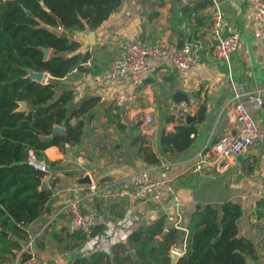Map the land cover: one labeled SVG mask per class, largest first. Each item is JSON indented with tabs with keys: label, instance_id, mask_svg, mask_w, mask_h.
Listing matches in <instances>:
<instances>
[{
	"label": "crops",
	"instance_id": "0c3cea01",
	"mask_svg": "<svg viewBox=\"0 0 264 264\" xmlns=\"http://www.w3.org/2000/svg\"><path fill=\"white\" fill-rule=\"evenodd\" d=\"M188 6L196 10L188 14L184 11ZM218 11L227 20L225 33L236 32L240 38L228 63L213 60L209 53L211 21ZM254 29L255 10L244 0H122L100 26L85 31L62 30L79 42L78 51L89 52V57L80 64L84 70L75 68L57 83L58 91H73L70 110L86 97L99 100L82 117L84 133L79 144L65 145V154L56 146L44 150L42 162L47 161L52 178L43 181L53 195L43 214L26 226L28 235L35 237L33 253L56 264H72L77 250L66 249L60 241L67 231V218L57 211L65 202L66 189L83 186L79 194L81 209L101 217L93 227L99 233L108 222L131 215L136 227L164 216L165 231L175 227L185 235L189 215L198 205L211 204L220 209L226 201L237 203L242 209L239 234L250 238L256 248V259L250 264H264V138L226 169L208 165L195 170L194 166L206 144L237 126L232 107L224 106L232 95L228 73L248 93L242 101L251 118L264 128V43L254 37ZM88 31L94 33L91 41ZM188 39H200L203 46L200 61L188 70L179 72L167 59H157L137 86L127 80L111 82L103 78L125 40L181 45ZM49 78L45 72L42 81ZM129 91L133 92V102L118 105L116 94ZM177 91L188 97L189 105L174 103ZM251 96L260 98L261 104L252 102ZM200 104L205 106V114L203 121L195 124L189 148L175 155L161 152L160 132L174 131L181 116L183 121L188 113L196 116ZM171 117L174 120L167 121ZM139 145H149L159 162H144L138 154ZM52 162L56 164H49ZM139 170H147L156 179L170 180L176 197L164 194L158 202L134 200L131 181ZM85 174L95 183V193L79 183ZM176 244L182 246L181 241Z\"/></svg>",
	"mask_w": 264,
	"mask_h": 264
},
{
	"label": "trees",
	"instance_id": "16d2710c",
	"mask_svg": "<svg viewBox=\"0 0 264 264\" xmlns=\"http://www.w3.org/2000/svg\"><path fill=\"white\" fill-rule=\"evenodd\" d=\"M40 1L0 0V229L8 232V236L0 235V264H12L16 252L29 239L26 226L43 214L51 196V190L41 188L48 173L31 164L29 158L33 155L36 161H42L44 150L50 146L65 154L66 143L79 144L84 133L82 117L99 100L86 97L70 110L73 91H58L57 83L73 69L82 68L81 62L89 57V52H79V42L62 30L96 28L122 2L42 0L43 7ZM195 10L188 6L184 11L190 14ZM41 48L48 49L46 59ZM30 71L46 72L50 78L31 79L27 77ZM20 101L26 102L24 111L18 110ZM204 114L205 106L200 104L195 121L186 123L181 116L174 131L162 130L160 151L175 155L189 148L195 124L203 121ZM73 117L75 123L71 124ZM54 126L63 131L54 132ZM138 139L144 141L143 137ZM138 154L147 164L159 162L149 145H139ZM241 215L240 205L230 201L220 209L211 204L198 205L189 215L185 235L175 227L165 231V217L160 216L135 227L109 253L94 251L75 256L72 264H170L171 247L183 240V254L176 264H250L256 259V248L250 238L239 234ZM97 231L94 228L91 234ZM66 236L60 240L66 249H74L78 240L87 237L82 231H67ZM130 250L136 258L127 254Z\"/></svg>",
	"mask_w": 264,
	"mask_h": 264
},
{
	"label": "built area",
	"instance_id": "2783aa9c",
	"mask_svg": "<svg viewBox=\"0 0 264 264\" xmlns=\"http://www.w3.org/2000/svg\"><path fill=\"white\" fill-rule=\"evenodd\" d=\"M255 10V29L253 35L256 39L264 43V0H244ZM227 20L221 12H216L212 17L210 33L211 45L210 56L217 62H229L230 56L237 50L239 45V35L236 32L225 33ZM202 41L200 39H188L181 45L158 43L145 45L139 40H125L120 50L104 71L103 78L107 81L116 82L127 80L133 86H137L143 75L150 69L151 64L157 59H167L173 68L179 72L185 71L196 65L201 58ZM232 95L224 106H231L236 121V128L221 135L214 143L206 144L202 151L197 154L194 164L195 170H200L204 166H212L217 170L226 169L230 162L237 156L245 153L250 147L260 145L264 138V128L260 127L250 116L249 111L242 101V97L247 92L241 84L234 81L228 73ZM133 92L118 93L115 102L123 105L126 102H133ZM251 101L256 105L261 104L258 97L251 96ZM29 162L48 173L44 177L51 180L48 167L42 161H36L31 155ZM83 159L80 158V163ZM87 186L90 193L96 192V185L91 180ZM83 186L66 189V198L57 214H65L67 218V231H82L86 234V243L81 242L78 251L87 253L88 251H105L109 246L126 240L127 236L136 227L135 218L131 215H124L119 219L108 222L107 228L92 235L94 225L101 217L93 211H83L81 209V197L79 196ZM50 190V189H49ZM164 194H169L175 198L174 187L168 179L153 178L147 170L137 171L131 181V196L134 200L145 202H158ZM53 192L51 191V196ZM89 238V239H88ZM35 237L29 236L26 245L16 252L12 264H56L55 261L41 257L32 252ZM185 241L182 246L173 245L170 251H176L181 256L183 254ZM90 252V253H91ZM27 253L26 258L23 254ZM89 254V253H87Z\"/></svg>",
	"mask_w": 264,
	"mask_h": 264
},
{
	"label": "water",
	"instance_id": "95a60500",
	"mask_svg": "<svg viewBox=\"0 0 264 264\" xmlns=\"http://www.w3.org/2000/svg\"><path fill=\"white\" fill-rule=\"evenodd\" d=\"M40 4L44 7V2L41 0L40 1ZM88 38L89 40L91 41L93 36H94V33L92 31H88ZM41 50L43 51V58L46 59L47 56H48V49L46 48H41ZM44 75H45V72H42V71H30L29 74L27 75V77L31 78V79H34V80H37V81H42L43 78H44ZM173 99H174V103L177 105L178 103L180 102H185L186 105H189V100H188V97L180 92V91H177L174 95H173ZM175 106V109L177 108V106ZM26 109V102L25 101H20L19 102V107H18V110L20 111H24ZM196 116L194 115H190L189 113L185 115L184 117V121L186 123H189L192 119H194ZM71 124H74V120H71L70 121ZM63 129L62 127L60 126H54V132H62ZM66 146H68V143L65 144ZM48 170H50V167H48ZM54 181H58V179H53L52 182ZM91 182V178L88 174H85L83 177H81L79 179V183L81 184H88ZM41 188L42 189H45L46 188V182L45 181H42L41 183ZM0 235H3V236H8V232L0 229ZM128 255L132 256L133 258H136V255L134 253V251L130 250L128 251L127 253ZM169 257H170V264H176L180 255L178 252L176 251H170L169 253Z\"/></svg>",
	"mask_w": 264,
	"mask_h": 264
},
{
	"label": "rangeland",
	"instance_id": "374dc122",
	"mask_svg": "<svg viewBox=\"0 0 264 264\" xmlns=\"http://www.w3.org/2000/svg\"><path fill=\"white\" fill-rule=\"evenodd\" d=\"M47 79H45V81H46ZM53 180V179H52ZM98 232H100V231H97V232H95V234H97ZM66 233H67V231L66 232H64V233H62V237L63 238H66L67 236H66ZM85 240V241H84ZM76 241L77 240H75V241H70L69 243L70 244H72V243H76ZM84 241V242H83ZM81 242H83V243H86L87 241H86V238H84V239H82V240H78L77 241V244H78V246H76L74 249H76L77 250V248L80 246V243ZM177 245V247H179V244H176ZM73 248H71V249H68V250H72ZM111 251V246H109V249H108V251H107V253H109ZM91 251H88L87 253H90ZM105 252V251H104ZM87 253H83V255H88ZM72 255H74L75 256V254H72ZM79 255H81V252L80 251H78L77 250V252H76V256H79Z\"/></svg>",
	"mask_w": 264,
	"mask_h": 264
}]
</instances>
